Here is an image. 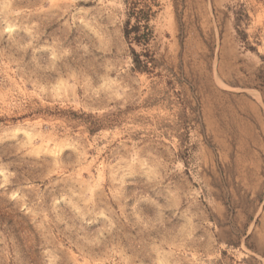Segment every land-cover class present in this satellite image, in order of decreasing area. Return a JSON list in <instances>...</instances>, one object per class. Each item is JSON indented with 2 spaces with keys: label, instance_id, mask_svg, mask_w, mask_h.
Wrapping results in <instances>:
<instances>
[{
  "label": "rangeland",
  "instance_id": "374dc122",
  "mask_svg": "<svg viewBox=\"0 0 264 264\" xmlns=\"http://www.w3.org/2000/svg\"><path fill=\"white\" fill-rule=\"evenodd\" d=\"M159 2L0 0V264H264V0Z\"/></svg>",
  "mask_w": 264,
  "mask_h": 264
},
{
  "label": "trees",
  "instance_id": "16d2710c",
  "mask_svg": "<svg viewBox=\"0 0 264 264\" xmlns=\"http://www.w3.org/2000/svg\"><path fill=\"white\" fill-rule=\"evenodd\" d=\"M127 8V18L124 26V35L127 42L147 50L154 40L151 23L157 16L161 4L159 0H123ZM134 71L139 73H150L151 62L148 55L139 54L132 49ZM188 150V149H186ZM190 159V155L188 157Z\"/></svg>",
  "mask_w": 264,
  "mask_h": 264
}]
</instances>
